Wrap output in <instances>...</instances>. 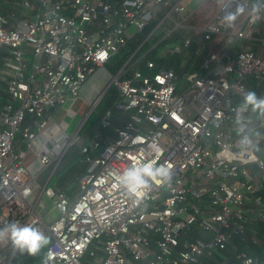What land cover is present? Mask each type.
I'll list each match as a JSON object with an SVG mask.
<instances>
[{"label":"built area","instance_id":"1","mask_svg":"<svg viewBox=\"0 0 264 264\" xmlns=\"http://www.w3.org/2000/svg\"><path fill=\"white\" fill-rule=\"evenodd\" d=\"M22 2L7 7L0 0V228L12 221L39 227L50 238L42 264H225L217 262L223 252L239 264H264V256L237 251L240 242H262L264 115L244 107V94L264 98V37L253 35L264 0L225 3L230 7L203 28L206 38L224 35L223 48L200 69L178 74L160 66L122 78V67L111 74L121 96L116 106L127 115L118 126L113 111L101 116L82 148L89 166L76 192L41 187L35 204L46 195L59 211L50 222L29 200L33 181L78 139L52 108L79 97L89 76L161 8L169 7L165 17L186 8L184 0ZM242 6L247 16L229 31L226 17ZM190 42L168 51L182 54ZM149 161L170 164V175L157 177L160 184L145 177L148 187L137 198L118 181ZM15 251L0 241V264H12Z\"/></svg>","mask_w":264,"mask_h":264},{"label":"trees","instance_id":"2","mask_svg":"<svg viewBox=\"0 0 264 264\" xmlns=\"http://www.w3.org/2000/svg\"><path fill=\"white\" fill-rule=\"evenodd\" d=\"M31 1L32 4H39L38 0ZM227 1L204 0L185 19L182 18L180 13L175 11H172L169 16L165 17L169 7L161 8L143 29L131 36L126 44L110 57L105 64V68L111 74H115L128 61L121 71L122 78L131 76L136 70H141L143 73L149 74L154 73L160 66L167 67L174 66L175 64V70L179 73L180 68L177 63L179 62L180 56L171 54L168 51V47L189 38L191 41L188 48L189 59H195V64L200 69L202 61L211 52H220L223 48L224 35L213 34L210 38H206L203 28L218 19L222 7ZM21 2L22 0H16V3L21 4ZM238 9H242V11H238ZM248 10L249 8L244 6L233 9L231 14H236V19L229 25V31H233L240 26L243 19L247 16ZM176 22H181V24L176 26ZM254 27L253 35L256 38L264 37V20L258 21ZM254 43L256 42L254 41ZM252 49L257 51L256 45L252 44ZM149 60H153L156 63L155 68L149 69L147 67ZM250 86V89H253V82ZM120 101L121 96L118 87L115 84H111L98 105L83 123L78 132V139L66 150L59 165L51 176L49 186H58L65 190L68 195L77 189L78 179L85 174L89 166V162L86 160V154L82 152V148L92 138L101 116L107 110L113 111L118 116L123 115V109L116 106ZM45 170L47 172L46 174H48L51 169L48 168ZM256 226L260 229L262 242L260 244L240 242L238 243L237 251L244 250L250 255L263 257L264 222H260ZM217 258V262H222L226 258L228 260H226L225 264H239L236 257L231 256L229 252L219 253ZM44 259L45 248L34 257L26 253L21 254L16 249L12 258V264H42ZM87 261L89 264H93L91 260ZM210 263L218 264L213 261Z\"/></svg>","mask_w":264,"mask_h":264},{"label":"clouds","instance_id":"3","mask_svg":"<svg viewBox=\"0 0 264 264\" xmlns=\"http://www.w3.org/2000/svg\"><path fill=\"white\" fill-rule=\"evenodd\" d=\"M253 10L259 11V7L254 5ZM238 11H242V9H238ZM235 19L236 14H229L226 17L229 25ZM249 105L254 112L259 110L260 114L264 115V98L258 97L255 91H248L244 94V107ZM170 169V164L157 166L154 161L137 163L124 171L118 183L126 188L129 193L139 198L142 196L143 189L148 187V181L145 177H150L157 184H160L162 181L157 177L169 176ZM49 195H53V193L49 191ZM5 239L9 240L11 245L21 254L26 253L33 257L37 256L50 243V238L36 225L20 224L15 221L6 224L4 228H0V241Z\"/></svg>","mask_w":264,"mask_h":264},{"label":"rangeland","instance_id":"4","mask_svg":"<svg viewBox=\"0 0 264 264\" xmlns=\"http://www.w3.org/2000/svg\"><path fill=\"white\" fill-rule=\"evenodd\" d=\"M245 41L246 40L239 41L237 44V47L241 46ZM93 74H92L93 76L90 75L89 78L91 80H94V84H93V86L90 87V90L88 92H86L85 94H81L82 99H83L82 104H79L78 101L76 100V98H70L64 105L60 106L59 111H58L59 116L57 118V121L65 120V117H66L67 121H70L71 115L69 114V112L71 109H78L79 110V112L81 113L80 121L82 120L83 116L86 115V113L88 112V110L90 108L88 106L93 104V102L98 98V96H100L103 89L105 88V86L108 84V82L110 81V79L112 77L111 73L105 67L97 68ZM85 107H88V108L83 111V109ZM72 130H73V128L71 126L68 129V133H71ZM46 173H47L46 170H44L33 181V185L35 186V189L33 191V194L29 197V200L31 202H34L35 198H37V196L40 192L41 187L44 185L45 179L47 178V175L49 174V173L48 174H46ZM1 200H2V198L0 196V202H1ZM45 205L48 206L49 210L51 209L49 214H47V216H46L47 222H50L52 220L51 218H53L54 216L55 217L58 216L59 211L57 210L56 207H54L52 199L47 197L46 195H44L43 198H41L39 200V203H38V208H41V213L44 212Z\"/></svg>","mask_w":264,"mask_h":264},{"label":"crops","instance_id":"5","mask_svg":"<svg viewBox=\"0 0 264 264\" xmlns=\"http://www.w3.org/2000/svg\"><path fill=\"white\" fill-rule=\"evenodd\" d=\"M204 0H184V6H185V8H186V12L185 13H182L181 15H182V18L183 19H185L188 15H189V13H191V12H193V11H195L200 5H201V3L203 2ZM1 3L2 4H7V7L10 5V4H19V3H16V0H12V1H4V0H1ZM21 4H22V2H21ZM15 9H16V11H19V12H26V9L25 8H23L22 6H16L15 5V7H14ZM221 13V12H220ZM254 45H256V47H257V50L258 51H261L262 50V46H261V44H259L258 42H256V43H254ZM170 47V46H169ZM168 47V48H169ZM174 55H178V56H180L179 58V62L177 63V65L179 66V68H180V72L178 73V74H181V72H193V71H195V70H197L198 69V67L196 66V64H195V59H193V60H190L189 59V53H188V49L186 50V51H184L182 54H174ZM176 65V64H175ZM174 65V66H175ZM173 66V67H174ZM175 68V67H174ZM94 75V74H93ZM92 75V76H93ZM95 79V78H94ZM89 81V82H88ZM88 82V83H87ZM93 84H94V80H91L90 78L85 82V83H83L82 84V86H81V88H80V95H79V97H77L76 98V100L78 101V103L79 104H82V96H81V94H85L86 92H88L89 90H90V87L91 86H93ZM70 98H72L71 96H69L68 98H67V100H66V102L70 99ZM65 102V103H66ZM95 102V101H94ZM93 102V103H94ZM64 103V104H65ZM64 104H62V105H64ZM62 105H59L58 107H53L52 108V110H55V111H57V113H58V111H59V108H60V106H62ZM93 104H91L90 106H88V107H91ZM88 107H85L84 109H83V111L84 110H86ZM90 109V108H89ZM71 110H73L74 111V113H73V115L72 116H70V121H67V119H66V117H65V120L68 122V124H69V127H68V129L72 126V128H73V130H72V132L73 131H75V130H77V135H78V132H79V130H80V125H81V123H82V121L84 120V118H85V116L87 115V113H86V115L85 116H83V118H82V120L80 121V116H81V113L79 112V110L78 109H71ZM126 115H127V112L125 111V110H123V115L122 116H118L117 114H115V118H116V121H115V126H118V125H120V124H122V122L124 121L123 119L126 117ZM85 122V121H84ZM82 127V126H81ZM111 131H113V130H111ZM71 132V133H72ZM31 156H30V161L33 163V166L34 167H36V162H34L33 160H31ZM60 163V162H59ZM59 165V164H58ZM57 165V166H58ZM56 168V167H55ZM55 168L54 169H51L50 170V172H49V174L47 175V178L45 179V182H44V184H46V183H48V186H49V181H50V179H51V176H52V174L54 173V171H55ZM43 171H41L40 172V174L42 173ZM39 174V175H40ZM79 180V179H78ZM77 185H78V182H77ZM44 186V185H43ZM42 186V187H43ZM51 186H55V185H51ZM75 190H77V189H75ZM75 190H73L72 192H76ZM72 194V193H71ZM36 199L37 198H35V200H34V202H32V204H35V201H36ZM38 203H39V201H38ZM38 203L37 204H35V211L36 212H38L39 214H41V215H43V216H45V219H46V216H47V214H49V212L51 211V209L49 210V208H48V211H47V207H46V205H45V210H44V212L43 213H41V208H38ZM55 217V216H54ZM53 217V218H54ZM53 218H51V219H53ZM230 254V253H229Z\"/></svg>","mask_w":264,"mask_h":264},{"label":"water","instance_id":"6","mask_svg":"<svg viewBox=\"0 0 264 264\" xmlns=\"http://www.w3.org/2000/svg\"><path fill=\"white\" fill-rule=\"evenodd\" d=\"M257 1H255V2H253L252 4H251V6L253 7L254 5H255V3H256ZM239 6V5H238ZM224 7H230V3H227V4H225V6ZM32 20H34V18H32ZM85 25H86V22H83L82 23V27H85ZM127 62L128 61H126L125 62V64L122 66V67H124L126 64H127ZM112 84V82H111V80L108 82V84L105 86V88L103 89V91H102V93L100 94V96H98V98L95 100V102L93 103V105L90 107V109L88 110V112H87V115L85 116V118H84V120L82 121V123H81V125H80V128H81V126L83 125V123H84V121L88 118V116L90 115V113L95 109V107L98 105V103L100 102V100H101V98L103 97V95H104V93L106 92V90L108 89V87L110 86ZM59 105L57 104V105H55L54 107H58ZM50 106H48V108H49ZM64 154H65V152H64ZM64 154L62 155V157H61V159L63 158V156H64ZM61 161V160H60ZM56 168H57V166H56ZM55 168V169H56Z\"/></svg>","mask_w":264,"mask_h":264}]
</instances>
